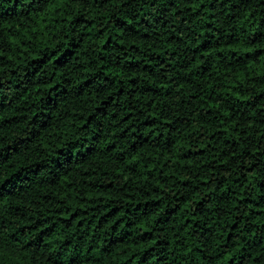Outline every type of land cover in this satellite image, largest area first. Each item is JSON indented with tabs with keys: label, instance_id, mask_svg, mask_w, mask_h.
Returning a JSON list of instances; mask_svg holds the SVG:
<instances>
[{
	"label": "trees",
	"instance_id": "1",
	"mask_svg": "<svg viewBox=\"0 0 264 264\" xmlns=\"http://www.w3.org/2000/svg\"><path fill=\"white\" fill-rule=\"evenodd\" d=\"M0 264H264V0H0Z\"/></svg>",
	"mask_w": 264,
	"mask_h": 264
}]
</instances>
